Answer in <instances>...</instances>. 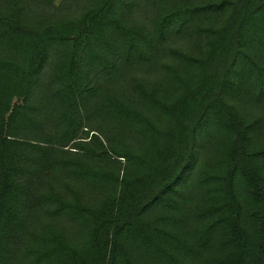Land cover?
Returning <instances> with one entry per match:
<instances>
[{
    "label": "trees",
    "instance_id": "trees-1",
    "mask_svg": "<svg viewBox=\"0 0 264 264\" xmlns=\"http://www.w3.org/2000/svg\"><path fill=\"white\" fill-rule=\"evenodd\" d=\"M0 264H264V0H0Z\"/></svg>",
    "mask_w": 264,
    "mask_h": 264
}]
</instances>
